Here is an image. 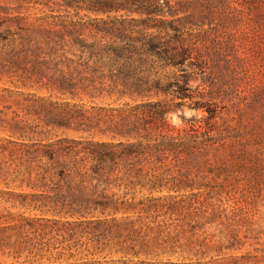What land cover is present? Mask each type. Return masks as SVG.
Masks as SVG:
<instances>
[{"label":"trees","instance_id":"16d2710c","mask_svg":"<svg viewBox=\"0 0 264 264\" xmlns=\"http://www.w3.org/2000/svg\"><path fill=\"white\" fill-rule=\"evenodd\" d=\"M61 1L95 16L47 21L38 30L17 18L16 28L0 32L17 81L61 98L34 100L46 111L45 125L82 133L49 136L28 126L0 145L10 156L0 164V195L19 209L0 210V249L22 264H85L72 260L79 234L171 210L174 193L206 187L189 177L191 169L228 176V158L240 151L213 102L216 83L193 91L188 71H205L220 56L216 40L210 45L194 28L227 21L220 6L240 17L239 0ZM115 89L134 102L82 98ZM186 104L203 114L181 131L166 113Z\"/></svg>","mask_w":264,"mask_h":264},{"label":"rangeland","instance_id":"374dc122","mask_svg":"<svg viewBox=\"0 0 264 264\" xmlns=\"http://www.w3.org/2000/svg\"><path fill=\"white\" fill-rule=\"evenodd\" d=\"M239 3L244 5L238 6L242 10L241 18L234 16L231 8L218 6L219 12L231 16L227 21L216 19L206 22L202 30L194 28L195 32L201 31V37H207L210 45L216 40L220 56L215 63L206 64L205 71L188 69L193 91L201 83L208 90L212 88L211 82L216 83L213 102L227 117L230 139L235 142L233 147L240 150L235 158H228V176L216 177L206 170L191 169L189 177L203 182L206 187L195 186L180 194L174 193L175 198L170 200L173 208H163L158 216L118 220L110 222L109 227L101 226L95 234H79V248L72 250L73 261L85 264H264V0L252 3L239 0ZM93 16L61 0H0V24H3L0 32L7 25L16 28L17 18H25L26 23L38 30L46 27L47 21L69 22ZM255 22L261 34L256 32ZM8 48L0 40V145L4 138L19 139L21 130L29 132L28 126L36 125V131H48L49 136L82 135L74 129L45 125L46 111L34 100L61 101V98L40 83L31 88L22 86L17 81L19 73H12L5 65L9 62ZM94 96V99L87 95L82 98L86 104H91V100L100 104L135 100L117 89L101 95L95 92ZM28 99L33 100L28 102ZM32 103L35 104L32 106ZM187 105L172 107L166 113L171 125L181 131L190 123L199 124L203 114ZM186 112L193 114L186 116ZM173 117L178 124L173 122ZM22 125L27 128L21 129ZM9 159L8 153L0 148V164ZM0 188H4L2 183ZM6 198L0 195V210L18 212ZM23 260V257L14 259L0 249V264H22Z\"/></svg>","mask_w":264,"mask_h":264},{"label":"clouds","instance_id":"9594fccd","mask_svg":"<svg viewBox=\"0 0 264 264\" xmlns=\"http://www.w3.org/2000/svg\"><path fill=\"white\" fill-rule=\"evenodd\" d=\"M192 114H193V113H191V112H186V113H185L186 116H191ZM173 122H174V123H177V124L179 123V121L176 120L175 117H173Z\"/></svg>","mask_w":264,"mask_h":264}]
</instances>
